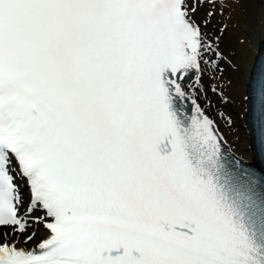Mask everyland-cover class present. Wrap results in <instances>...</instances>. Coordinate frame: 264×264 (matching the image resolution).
<instances>
[{
	"label": "snow or ice",
	"instance_id": "6c2138e0",
	"mask_svg": "<svg viewBox=\"0 0 264 264\" xmlns=\"http://www.w3.org/2000/svg\"><path fill=\"white\" fill-rule=\"evenodd\" d=\"M207 2L0 0V226L47 230L0 264H264V169L200 103Z\"/></svg>",
	"mask_w": 264,
	"mask_h": 264
},
{
	"label": "bare ground",
	"instance_id": "6f19581e",
	"mask_svg": "<svg viewBox=\"0 0 264 264\" xmlns=\"http://www.w3.org/2000/svg\"><path fill=\"white\" fill-rule=\"evenodd\" d=\"M196 18L209 21L205 30L212 37H219V51L222 54L221 58H217L219 69H210L203 76L206 96H201L200 103L203 106L205 99L211 102L207 108L208 114L216 119L229 148L241 158L250 160L253 151L252 135L247 125L249 105L246 81L252 76L260 44L264 41V0H209L198 7ZM227 69L235 73L238 79L236 87L227 81ZM229 118L231 123H228ZM16 181L24 187L22 179ZM25 194L23 196L26 197ZM36 216H43V212L38 209L28 218L29 224L35 226V237H38L34 243L25 244L19 235H9V242L18 238L17 247L35 248L47 236L42 224L32 223Z\"/></svg>",
	"mask_w": 264,
	"mask_h": 264
},
{
	"label": "rangeland",
	"instance_id": "374dc122",
	"mask_svg": "<svg viewBox=\"0 0 264 264\" xmlns=\"http://www.w3.org/2000/svg\"><path fill=\"white\" fill-rule=\"evenodd\" d=\"M226 76H228V78L226 77L227 81L230 82L234 87H236V85H238V79H237L234 72H232V71L230 72L227 69ZM27 206H28V199L26 198V200L23 202V205L21 208V213L27 209ZM34 229H35V226L33 224L32 225L29 224V227L27 228V230L24 233H18L17 232L15 235H19V237L23 241H25L26 237L28 235H30L32 232H34ZM13 231H14V229L11 226H7L5 228H0V242H3L5 240V234L13 235ZM37 239H38V237H34L33 240L29 241V242L34 243Z\"/></svg>",
	"mask_w": 264,
	"mask_h": 264
}]
</instances>
